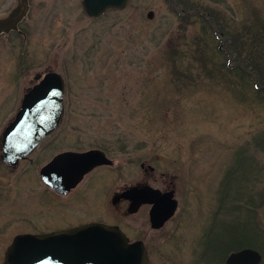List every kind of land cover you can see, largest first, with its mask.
I'll return each mask as SVG.
<instances>
[{"label":"rangeland","instance_id":"1","mask_svg":"<svg viewBox=\"0 0 264 264\" xmlns=\"http://www.w3.org/2000/svg\"><path fill=\"white\" fill-rule=\"evenodd\" d=\"M14 3L0 0V16ZM198 3L201 18L207 8L219 13V20L216 12L207 13V20L232 59L216 50V37L200 18L184 15ZM29 6L19 27L25 37L0 36V137L39 74L62 77L63 112L53 137L38 146L31 162L13 170L0 163V221H10L7 243L0 229V253L16 233L32 228L36 234L50 233L64 224L58 213L46 214L50 195L42 182L34 191L41 197L37 227L23 221L28 215L18 216L17 207L18 202L25 207L22 197L34 193L24 185L29 184L25 177L38 175L53 155L67 150L102 149L115 164L96 172L103 186L89 197L94 206L103 196V214L56 203L58 209L73 218L82 215V221L102 218L130 240H142L149 264H192L213 227L209 238L224 227L232 237L243 221L254 226L253 212L264 230V151L256 146L264 138V0H129L123 10L98 18L85 15L81 0H29ZM174 49L183 53L177 62ZM238 62L257 73L259 92L248 77L231 74ZM174 70L186 77L178 79ZM246 149L253 161L232 182L230 172ZM226 174L229 197L222 194ZM142 182L172 189L178 202L160 230L150 228L147 207L124 215V206L117 211L110 205L113 191L105 195L109 187ZM246 243L263 251L264 264V238L239 244L223 239L217 260L225 261L227 251Z\"/></svg>","mask_w":264,"mask_h":264},{"label":"water","instance_id":"2","mask_svg":"<svg viewBox=\"0 0 264 264\" xmlns=\"http://www.w3.org/2000/svg\"><path fill=\"white\" fill-rule=\"evenodd\" d=\"M129 0H81L89 18H98L109 10H123ZM29 11L28 0H15L12 9L0 16V35L20 34V22ZM147 19L153 18L149 11ZM23 96L20 109L2 133V162L15 166L60 124L63 112L64 85L55 72L46 73ZM101 151L64 152L55 156L40 170L43 183L58 194L78 185L93 168L111 165ZM121 197L131 201L127 210L134 214L142 204H152L150 227L161 229L177 209L173 193H160L148 187L132 188ZM142 241L130 242L117 227L88 224L76 228L39 235L17 236L7 248L3 264H148ZM261 254L246 248L230 253L225 264H260Z\"/></svg>","mask_w":264,"mask_h":264},{"label":"flooded vegetation","instance_id":"3","mask_svg":"<svg viewBox=\"0 0 264 264\" xmlns=\"http://www.w3.org/2000/svg\"><path fill=\"white\" fill-rule=\"evenodd\" d=\"M28 4H29V0H28ZM29 11H30V6H29ZM29 11H28V13H29ZM28 13H27L26 17L28 16ZM26 17L20 22V24L18 25V29H19L20 25L22 24V22L26 19ZM19 31L21 32L20 34L11 32L8 35L14 33L16 35H19V36L22 35L23 37H25V33L22 32L20 29H19ZM8 35H5V36H8ZM48 72H51V71H47V72H45V73H43L41 75L39 74L41 76L40 79L46 73H48ZM37 82L35 81V83L33 85H35ZM30 88L31 87L27 88L26 91H25V93ZM25 93L23 94V96L25 95ZM21 101H22V99H21ZM20 105H21V102H20ZM20 105H19V108H20ZM19 108L17 109V111L13 115V117H15V115L17 114ZM13 119L10 120L6 124V126L3 128V131L13 121ZM56 129L49 136H47L43 141H46V140L52 138L53 137V134L56 131ZM3 131H2V133H3ZM2 133H1V137H0V163L2 164L3 168H5V169L7 168L9 170H13L16 167H19L21 165V163L28 162V161L31 162V159H29V157L38 148V146L43 142L42 141L37 146V148L35 150H33V152H31L28 156H26L22 160H20L17 165L10 167V166H7L6 164H4L2 162V158H1L2 157V144H1ZM91 150L101 151V152L104 153V155H106V157H108V155L106 154V152H104L102 149H87V150H84V151H74V152H87V151H91ZM67 151H69V150H67ZM62 152H65V151H61L59 153H62ZM59 153H57V154H59ZM57 154L53 155V157L56 156ZM53 157H51V159ZM108 159H109V157H108ZM114 164H115L114 161H112V165H109V166L108 165L107 166L106 165H103V166H98V167L93 168L90 172H88L83 177L82 181L78 185H76V187L72 188L71 190H69L65 194H58V193L54 192L53 190H51L50 188H48L42 182V180H41L40 170L38 171V175H30V176L25 177V178L28 179L29 184H24V185H26L27 187H32L33 188L32 191L34 192L36 190L35 189L36 188V185H39V182H42L43 183V185L45 186V188L47 189V191H48V193L50 195V196H48L46 198V203H45L46 205H44V206L47 208V204H48L49 205V208H47L45 212H46V214L49 215L50 213L52 214V211H54V212L58 213L62 218H64V222H63L64 224L62 225V223H61L59 225L60 226V230L70 229V228H76V227H80V226H84V225H88V224H93V223H101V224H105V225L112 226V225H115V224H111V223L105 222L104 220H102V218H89V219L88 218L87 219L85 218L83 221L82 220H79V219H83L82 215L79 217V219L73 218V217H71L72 216L71 213L70 214L69 213H65V212L63 213L62 211H60L58 209V207L56 206V203H59V204L63 205L64 207H66L67 209H70V210H73V211H78L79 208L82 207V210L83 211H89V212H93V211L99 212V211H102V214H103L104 213V211H103V209H104V198H103V196H102L101 200L99 198L97 199V201H96V203H95L94 206H93V202L91 200H89V197L92 196L93 193H96L98 191H101V186H103L102 185L103 179L101 177H99V176H96V172L99 169H103V168H107V167L111 168ZM150 173H152V172H150ZM151 175L152 174H148L147 175V180L151 177ZM230 175H232L231 172H230ZM227 176H228V174H226V176H225V186H226L225 187V191H228V193L224 197L231 196V188L229 187V189H228V177ZM229 177H231V176H229ZM109 184H110V182H107V185L108 186H109ZM144 187L156 189V188L151 187L148 183L142 182V183H136V184L130 185V186H124V187H121V188L119 187L117 189L115 188L114 190L111 187H109L108 189L106 188L107 191H106V194L105 195L107 196V194H111V192L113 191L112 194H111V198L109 200L110 205L113 206L114 209H116L117 211H120L121 205L124 206L125 207V211H124L125 213H124V215H126L127 210H128V208L130 206L131 201L128 200V199H126V198H124V197H121V195L124 192H126L127 190H129V189L138 188L140 190V189H142ZM169 189L166 188L163 191H161L159 189H156V190H159L162 194H165V193H168V192H171L172 191V189H170V190ZM1 193H2V190H1ZM45 193H47V192H45ZM0 198L2 199L3 197L0 196ZM21 200L23 201V203H25V207L22 208L19 205V202H18V207H17V212L18 213H17V215L18 216H24V214L28 215L26 218L22 217V220L23 221L31 222V224L34 227H37L36 225L40 221V219H39V217H40V201H41L40 195L38 196L37 193L34 192L32 194V198L26 200L25 197H22ZM105 204H106V202H105ZM83 207H84V209H83ZM142 207H147L148 208V220H149V213H150V210L152 208V204H142L139 207L138 211ZM1 209H3V208H1ZM70 212H72V211H70ZM74 215H76V214H74ZM127 216H129V215L127 214ZM28 217H31L32 220H30ZM23 223H26V222H23ZM23 225H21V226H23ZM149 225H150V222H149ZM9 227H10V221L9 222H7V221H5V222L0 221V229L5 233V236H4L5 242L8 241V230H9ZM22 228L24 229L25 226H23ZM26 230H29L30 231L31 228L30 229H26ZM32 230H34V231H30V232H25L24 231L22 233H16L15 235L11 236L12 238H11V240L9 242V245L13 242V240L17 236L26 235V234L35 235L36 234L35 229L32 228ZM120 230L126 235V233L121 228H120ZM129 240H130V238H129ZM138 240L139 241H142L140 239H136L135 241H138ZM130 241H134V240H130ZM9 245H7V247L4 249V251L3 252L1 251V253H0V257L2 258V263L1 264H3L5 252H6L7 248L9 247ZM145 247H146V245H145Z\"/></svg>","mask_w":264,"mask_h":264},{"label":"trees","instance_id":"4","mask_svg":"<svg viewBox=\"0 0 264 264\" xmlns=\"http://www.w3.org/2000/svg\"><path fill=\"white\" fill-rule=\"evenodd\" d=\"M192 9V11H185V14L184 15H190L191 17H195L197 16L198 18H200L202 21L203 24H206V27L208 26V28L210 29V31L215 35L216 37V41H217V44H216V50H218V52H221L223 53L224 55H226V57L231 58V55L228 53L226 54L227 52L226 51H222L223 49H221V45H222V42H221V37L220 35H218L217 33V29L214 25H212L213 23L209 20H207V18H211L210 16L215 14V10L214 9H209L207 8V10H204L206 12V15H203V17L201 18L200 16V13H199V9L201 8V6L198 4H195L193 6H190ZM177 9V8H176ZM177 11L179 12V10L177 9ZM180 13V12H179ZM210 14V16L208 14ZM216 14L218 15V20H219V13L216 12ZM193 55H198V53H195ZM172 56L173 58H176V59H173L175 62H177L178 60H180V58L183 56V53L182 51L178 50V49H174L172 51ZM178 59V60H177ZM232 59V58H231ZM200 60V59H199ZM240 64L239 62L237 63V65L235 64L234 68L233 69H230V70H237L236 72L234 73H231L232 75L234 74V76H236L237 78H240L242 80L245 79V77H248L251 82L250 84L255 88V91H260V80L258 78L257 74L253 69H251L250 67H247V66H243V65H238ZM207 65V64H206ZM205 64L202 66V68H204L205 70H210L208 68V66H206ZM213 70H217L216 68H211ZM227 69H229L227 67ZM251 69V70H250ZM218 71V70H217ZM181 71L179 70H174V74L178 76V79H180V77H186L184 74H180ZM206 76H209V77H213L212 76V73L211 72H208L207 74H205ZM256 76V77H255ZM255 82V83H254ZM259 94V93H258ZM264 94V93H263ZM264 96V95H263ZM259 141H257L256 143V146L257 148H262L263 151H264V138H262V142L260 143L259 145ZM259 148V149H260ZM249 150L246 149V151L240 153L239 155V159L240 160V163L239 165H237L235 167V169L237 168L236 171H233V178H232V182L234 179H236V177L238 178L244 171L245 169L248 171L247 169V162L250 163L251 161H253V157L249 156ZM245 163V164H244ZM254 164V163H253ZM247 166V167H246ZM226 186L224 185V188ZM228 193V191H222V194L224 196H226V194ZM257 214L255 212L252 213V217L253 220H254V226L253 227H250L249 223L247 222H244L242 223V226H239L238 228H240V230H237V231H234L233 232V235L231 237V233L228 234V232H225L226 229L224 227V230L222 231L221 229L216 231L215 233H213V235L209 238L210 234H211V231L208 232L209 236L207 237L206 240H204L202 246L200 247V249L198 251H195L194 252V261L192 264H225V261L222 259L221 261L217 260V258L219 257V253L221 251V248L223 247V239L224 241L226 240H231L233 241L234 243L236 244H239L240 241H249V239H259V238H264V230L261 231L255 220V216ZM225 232L224 234H222L223 236V239L222 241L219 242V238L221 236V233ZM234 238H235V241H234ZM238 242V243H237ZM227 243V242H226ZM251 246L246 243V244H243V245H239L237 246V250H229L227 251V253L224 255L227 256V254L233 252V251H238L240 249H243V248H250ZM261 254L263 253V251H259Z\"/></svg>","mask_w":264,"mask_h":264}]
</instances>
